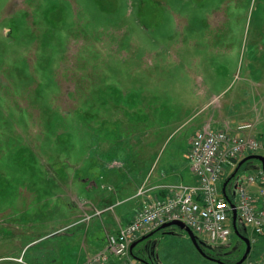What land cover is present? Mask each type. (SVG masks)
<instances>
[{
  "label": "rangeland",
  "instance_id": "374dc122",
  "mask_svg": "<svg viewBox=\"0 0 264 264\" xmlns=\"http://www.w3.org/2000/svg\"><path fill=\"white\" fill-rule=\"evenodd\" d=\"M257 113L264 141V0H0V264H84L106 241L108 213L78 222L98 160L118 161L113 172L131 184L152 174L178 183L200 125L255 124ZM237 164L224 165L220 193ZM261 171L245 161L227 197ZM197 238L223 264L245 253L235 234L223 245ZM263 252L253 243L243 264ZM132 255L217 264L177 226Z\"/></svg>",
  "mask_w": 264,
  "mask_h": 264
},
{
  "label": "built area",
  "instance_id": "2783aa9c",
  "mask_svg": "<svg viewBox=\"0 0 264 264\" xmlns=\"http://www.w3.org/2000/svg\"><path fill=\"white\" fill-rule=\"evenodd\" d=\"M252 125L240 124L235 128L197 131L189 143L187 159L194 185L160 184L151 188L141 186L136 197L145 199L150 191L164 192V197L153 201L144 200L141 210L132 220L117 231L108 233L102 251L86 264H139L130 257V245L139 237L159 226L177 221L194 235L205 236L214 245L226 244L232 234V208L222 198L217 185L224 165L236 161L245 154L264 150V144L249 134ZM242 181V180H241ZM233 189V205L237 218L258 238L264 239V206L258 207L249 186L260 182L259 196L264 198V175L246 176ZM102 211L84 214L83 221L100 216ZM250 242L255 243V239ZM258 264H264V252Z\"/></svg>",
  "mask_w": 264,
  "mask_h": 264
},
{
  "label": "crops",
  "instance_id": "0c3cea01",
  "mask_svg": "<svg viewBox=\"0 0 264 264\" xmlns=\"http://www.w3.org/2000/svg\"><path fill=\"white\" fill-rule=\"evenodd\" d=\"M258 117H259V113H257L255 116V121H254L255 124H251L252 129L250 130L249 134H251L253 137L258 139V141L264 144V141L262 139L257 138V137L263 136L262 131L260 130V128H258L259 125L256 124L260 122V120H258ZM208 121H211V118H208ZM236 122L231 123V121L226 120V118L221 119L220 117V119H216L215 121L212 120V122H210L207 125H202V126L200 125L199 128L200 129H203L204 127L213 128V126L216 127L213 129H222L224 127L235 128L234 126L247 123L243 121H240L239 123H236ZM200 129H197V131ZM256 155L264 157L262 155H258V154ZM246 157L247 156L242 157L237 161H233L232 163L238 162L239 164ZM117 164H118V167L121 165L116 160L110 163H105V162H102L101 160H98L97 165L101 169V171H99V173L95 175L86 177L88 179H86V181H83L82 183L84 184V188L86 192L93 195L92 201H87V200L84 201V204H86V210L93 211L95 208L97 210L102 211V214L108 213V215L106 216L107 218L104 221L106 225L104 226L105 236L107 235V233L115 232L117 231L119 227L124 226L125 224L129 223L132 220V218L141 210L144 200L147 199V201H153L155 199H160L164 197L165 195L164 192L150 191L147 193L145 199L136 197L137 190L141 186L145 185L146 188H151V187H154L160 184H185V185L195 184V179L193 178L191 171H190V177L180 176L181 181L178 183H175V182L172 183V182L167 181L166 175L152 174L151 176L146 175L145 178L144 176H142V178L138 182L131 184L130 182H128V179H124V177L113 172L114 170L120 169L117 167ZM188 167H189V164H188ZM189 170H190V167H189ZM104 171H106V173ZM259 186H260V182L252 184L249 186V190L251 191L252 195L255 197L257 206L263 207L264 198L259 196ZM95 198L98 199L99 204L96 203L95 205L94 203ZM259 240L264 241L263 238H256L255 243ZM102 249L103 248L95 251L91 256L87 257L84 264H86L93 256L98 254V252H100Z\"/></svg>",
  "mask_w": 264,
  "mask_h": 264
},
{
  "label": "water",
  "instance_id": "95a60500",
  "mask_svg": "<svg viewBox=\"0 0 264 264\" xmlns=\"http://www.w3.org/2000/svg\"><path fill=\"white\" fill-rule=\"evenodd\" d=\"M250 159H254V160H258L262 163L263 165V173H264V157H261V156H257V155H252V156H248L246 157L245 159H243L237 166V168L235 169V171L233 172V174L223 183V190L225 189V187L227 186L228 182L235 176L238 168L247 160H250ZM235 187V186H234ZM231 208L233 209L232 210V227H233V231L235 233L236 236L240 237L242 242H244L246 248H245V253L243 254L242 258L236 263V264H242L245 259L247 258V255L249 254L250 252V242L248 240V238H244V237H241L239 235V230L237 228V217H236V212H235V209H234V205L231 204ZM169 226H177L179 227L180 229H182L183 231H185L188 235V237L190 238L191 242L194 244L195 248L197 249V251L199 252V254H201L204 258L210 260V261H213L217 264H223L221 263L219 260H215L213 258H210L209 256H207L205 253H203V251L201 250L199 244H198V238L193 235V233L187 229L182 223L180 222H177V221H173V222H170V223H166V224H163L161 225L159 228H157L154 232H151L150 234H148L147 236L141 238L138 242H135L133 243L131 246H130V252L132 251V249L137 245V243L139 242H142L144 240H146L147 238L153 236L156 232L158 231H161ZM244 229H246L244 227ZM132 254V253H131ZM133 256V255H132ZM135 260H138L139 262H142L143 264H148L147 262L143 261V260H140V259H137L134 257Z\"/></svg>",
  "mask_w": 264,
  "mask_h": 264
}]
</instances>
